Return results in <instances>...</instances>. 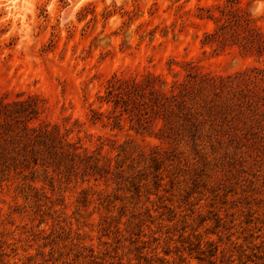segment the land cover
<instances>
[{"label": "rangeland", "instance_id": "1", "mask_svg": "<svg viewBox=\"0 0 264 264\" xmlns=\"http://www.w3.org/2000/svg\"><path fill=\"white\" fill-rule=\"evenodd\" d=\"M150 73L222 87L138 124ZM0 100V264H264V0H0Z\"/></svg>", "mask_w": 264, "mask_h": 264}, {"label": "trees", "instance_id": "2", "mask_svg": "<svg viewBox=\"0 0 264 264\" xmlns=\"http://www.w3.org/2000/svg\"><path fill=\"white\" fill-rule=\"evenodd\" d=\"M216 81L217 80L213 77H206L199 82L201 84L198 87L185 85L180 91H177L174 86L170 90L164 89L163 85L165 81L160 76L153 73L148 74L143 79L114 76L108 82L106 100L112 103L114 108H121L122 114H128L131 116V119H135L138 124L147 120L149 118L147 116L149 113H158V115L162 116V119L167 122L169 116L172 114L178 112H180V114H188V112L185 111V96L187 94L206 89L207 87L219 89L222 86L218 85ZM22 104H24V100H18L14 103L0 100V119L5 122V125L7 124L9 127V117L19 122L17 116L13 115L14 111L18 113V108ZM14 106H16V108ZM23 130H33V127L27 124L24 126ZM41 135L46 138H59V134L54 129L49 128L44 129ZM35 136L38 137L40 135L36 134ZM57 152H59V154H70V156L71 154L72 156H79L80 154L77 150H57ZM12 158L15 159L16 156H12ZM33 158L35 166L38 165L39 158ZM93 166L95 169L98 167L95 164L91 167L93 168Z\"/></svg>", "mask_w": 264, "mask_h": 264}, {"label": "bare ground", "instance_id": "3", "mask_svg": "<svg viewBox=\"0 0 264 264\" xmlns=\"http://www.w3.org/2000/svg\"><path fill=\"white\" fill-rule=\"evenodd\" d=\"M77 2H80V1H77ZM77 5V4H76ZM71 7V6H70ZM73 10V9H72Z\"/></svg>", "mask_w": 264, "mask_h": 264}]
</instances>
